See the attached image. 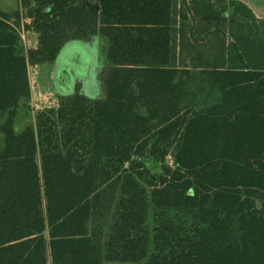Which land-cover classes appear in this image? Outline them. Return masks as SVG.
Masks as SVG:
<instances>
[{"label": "trees", "instance_id": "obj_1", "mask_svg": "<svg viewBox=\"0 0 264 264\" xmlns=\"http://www.w3.org/2000/svg\"><path fill=\"white\" fill-rule=\"evenodd\" d=\"M22 2L28 53L0 8V264H264V68L176 66L173 0ZM97 37L100 95L18 133L29 63Z\"/></svg>", "mask_w": 264, "mask_h": 264}, {"label": "rangeland", "instance_id": "obj_2", "mask_svg": "<svg viewBox=\"0 0 264 264\" xmlns=\"http://www.w3.org/2000/svg\"><path fill=\"white\" fill-rule=\"evenodd\" d=\"M173 2V61L181 68L193 69L225 64L229 68L248 65L264 68V24L258 23L240 3L188 4ZM0 8L9 13L20 12V24L12 19L22 37L25 52L38 46V33L28 26L31 18L22 0H0ZM219 16V20L213 17ZM103 38L93 41H69L56 61L29 63L31 97L17 109L15 130L19 133L35 126L38 111L58 107L62 95L82 92L91 99L100 94L98 72L101 66ZM72 82V83H71ZM70 88V89H69ZM5 114L0 125L6 120ZM4 148V134L0 129V153ZM173 149L170 150V153ZM144 162L153 173H162L164 165L173 166L172 155L164 160L147 153ZM49 264L51 258L49 256Z\"/></svg>", "mask_w": 264, "mask_h": 264}, {"label": "crops", "instance_id": "obj_3", "mask_svg": "<svg viewBox=\"0 0 264 264\" xmlns=\"http://www.w3.org/2000/svg\"><path fill=\"white\" fill-rule=\"evenodd\" d=\"M174 1H176V0H173V2ZM184 1L187 2L188 4H190L192 2L193 3L208 2V3H211V4H213V3H215V4H217V3L229 4V3H232V2L240 3V4H242L243 6H245L249 10V12L253 16V18L258 23H263L264 24V0H184ZM45 63H47V62H45ZM48 63H51V62H48ZM42 64L43 63H41V65ZM36 65H38V64H36ZM67 94H70L69 90H68ZM54 108H56V107H54Z\"/></svg>", "mask_w": 264, "mask_h": 264}, {"label": "built area", "instance_id": "obj_4", "mask_svg": "<svg viewBox=\"0 0 264 264\" xmlns=\"http://www.w3.org/2000/svg\"><path fill=\"white\" fill-rule=\"evenodd\" d=\"M21 35V34H20ZM52 108H54V107H52Z\"/></svg>", "mask_w": 264, "mask_h": 264}]
</instances>
